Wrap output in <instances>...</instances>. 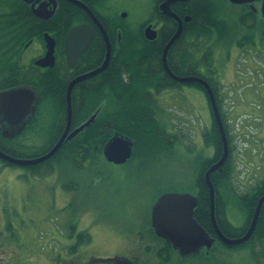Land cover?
I'll list each match as a JSON object with an SVG mask.
<instances>
[{"label":"rangeland","instance_id":"rangeland-1","mask_svg":"<svg viewBox=\"0 0 264 264\" xmlns=\"http://www.w3.org/2000/svg\"><path fill=\"white\" fill-rule=\"evenodd\" d=\"M211 2L214 3L208 13L212 11L217 18L226 19L232 25L230 43L204 41L205 46L214 43L211 52L213 73L210 77L219 86L221 110L232 148L230 177L217 184L220 200L225 203L226 220L234 227H242L246 213L240 196L251 193L264 181V38L260 36L259 26L249 29L252 25L249 16L243 17L240 23L236 22L237 16L242 15L241 10L231 7L225 0ZM217 2L221 5H216ZM151 11L148 2L133 0L132 3L119 2L102 12L108 19L126 24L128 58L144 48L140 41L136 42L139 36H134L133 30L140 21L150 17ZM123 14L126 15L124 18ZM253 21L258 22L254 16ZM239 24L244 26L243 30L238 29ZM193 40L188 39V43ZM199 41L202 42L201 39ZM199 46L193 48L196 57L205 54ZM248 84L252 86L248 87ZM182 89L180 92L158 93L154 104L163 116L176 123L181 122L185 135L184 150L177 147L168 152L166 146L156 144L149 145L145 151L146 146H143L138 149L137 155H132L122 165L108 163L102 158L93 163L84 160L80 164H75L76 160L70 157L61 163L49 162L57 152L47 160L30 165H40V173L36 175H31L27 167L0 159V249L4 250L0 253V263L45 264L44 255L52 256L60 242H67L69 234L84 230L89 231L92 237L91 248L85 249L89 253L106 255L125 251L133 247V243L136 244V239L128 238H133L134 230L145 228V219L149 218L150 208L160 195H195L196 171L215 152L210 141L213 137L212 119L204 93L195 87L183 86ZM46 96L47 93L43 99ZM49 105L40 109L44 111L45 124L40 137L36 140L25 137L35 124L33 122L23 134L5 142L16 154H32L46 143V134L52 128L57 109L53 100ZM0 151L4 150L0 148ZM47 152L26 159L42 157ZM70 224H74V228ZM251 238L243 247L230 250L217 245L208 256L201 254L184 261L176 256L168 261L162 252V242L155 241L153 263L264 264V239ZM68 240L70 242V238Z\"/></svg>","mask_w":264,"mask_h":264},{"label":"flooded vegetation","instance_id":"flooded-vegetation-1","mask_svg":"<svg viewBox=\"0 0 264 264\" xmlns=\"http://www.w3.org/2000/svg\"><path fill=\"white\" fill-rule=\"evenodd\" d=\"M77 1H79L85 8L75 5L72 2L70 3V0H0V92L20 86H26L24 82L20 84L15 83L28 80L38 95L34 114L30 119H26L27 121L23 131L15 137L23 134L26 128L30 126V124L32 125L33 122H35V124L31 127V130L25 137L29 140H36L37 137H40L42 126L45 125L44 116L42 114L44 111H40V109L42 106L45 107L46 105H49L50 102L47 99H43L42 94L57 92L61 88H65L66 92L68 85L76 78L87 75L101 67L106 59L107 53H109V61L106 68L92 77L75 83L72 89V105L74 104L76 106L82 104L83 100H85L83 97L84 93L100 92L99 102H93V105L96 106H94L96 110H94L91 115L101 111L102 117L107 119V113L119 111L121 104L123 106L124 101H120V97L118 99L117 95L112 98L108 97L107 92H110L108 90H111V86H107V82L111 81L113 78H119L120 80V85L114 86L115 89L126 90L131 87L129 83L130 81L132 82L135 72L137 74H142V76L154 74L153 70L137 69V71H133L128 68L129 63L127 61H129V58L124 59V54L126 55V53H123V48L128 49L127 41L123 37L124 31L126 30L128 32L127 27L124 30L126 24L123 25L121 22L110 20L102 14L103 11L115 7L119 2L123 3L124 1H130L132 3L133 0ZM141 1L148 2L151 5L152 11L150 17L140 21L137 26H135V30H133L135 34L134 36H139L137 37L136 42L140 41L145 49L152 51L163 45L160 55L161 60L163 48L177 30V22L173 18L163 14L159 9L160 4L168 0H140V2ZM208 1L209 0H183L170 3V11L179 17L182 22L181 33L168 51V53H171L174 56L173 60L175 62L178 58L180 59V64L185 62V45L187 42L188 29L193 24V18L197 15L195 11H198V13L201 11L205 12V8L208 7ZM227 4L233 8H238L241 12L242 9L245 10L247 8L260 18L261 2L253 3L255 12L252 10L250 4L233 5L228 1ZM82 9L84 11H82ZM120 12L117 15H119ZM239 19L240 16H237V23L240 22ZM148 26H151V29L156 32V37L153 40H147L144 37V30ZM75 28H84L86 31H91V39H89L88 44L79 55L74 57V59L69 60L65 47V40L69 31ZM243 28L244 26L239 24L238 29L243 30ZM101 29L104 31L105 35ZM230 31L232 35L231 28ZM162 32L167 33L165 38L161 37ZM213 37L212 40H216V36ZM106 38L108 42H106ZM78 39L83 40L84 36L81 35ZM78 46L79 44H73V47H71L73 53ZM205 51L206 50L204 49V53ZM202 54L199 55V58ZM167 58H169L168 54ZM199 66L201 71H205L203 65ZM163 72H165V70ZM163 72V79H161V81L158 80L159 82L156 83L152 80V85H149L147 88L145 85L140 87L141 89H144V92L147 94L143 105L148 110V115L145 116L148 138L151 141V145L157 144L158 146H166V151L168 152L173 151V149H176L177 147H180V150H184L185 135L181 122L176 123L174 120L163 116L161 111L157 110L154 103H156V96L158 93L167 91L180 92L185 85L172 80L166 72ZM48 75L51 79H49ZM165 76L167 77V80ZM203 77L206 79V76ZM36 81L39 82L37 83ZM162 81L166 82V84L161 85L160 82ZM172 81L175 82V85L171 89L169 86ZM121 83H126L127 85H121ZM125 100V103H128L129 99L126 98ZM85 105H87V101L85 102ZM75 117L78 118L77 114ZM80 117L81 113L78 118L79 120ZM57 122L58 120L55 118L51 130L46 134V143L43 145V147L45 146L44 150L38 155H42V153L44 154L46 151H49V149L61 137L65 121L64 123L59 122V124L61 123L59 128L57 127ZM104 126V129H106V123ZM77 127L70 128L69 133ZM115 134L123 135L120 131H117L116 128L114 129L112 136ZM0 136H2L1 131ZM15 137H4L5 141L3 143L7 149L10 151L12 150L13 152H15L14 149L8 144H5V142L10 141ZM155 140H157L156 144ZM48 141L55 142L54 144H48ZM150 151L151 150H149V152ZM161 154L164 156L166 155L165 153ZM63 156L70 157V151L67 152V155ZM101 158L104 160L103 150L101 151ZM130 158L126 162H128ZM208 158L211 160L213 159L212 155ZM214 163L215 162L212 164ZM208 168L209 167H207L206 170ZM70 225L74 228V224ZM133 232V238H128V240L133 239L134 241L136 239V244L133 243V247L119 253L114 251L113 253L106 255H95V253H89V251H87L93 244L89 231L84 230L77 231L76 233L74 232L75 234H69L70 237L68 238H70V242L68 238L66 243L60 242L61 245L58 246L54 252L55 254L48 257L44 255L46 260L45 264H155L153 263V259H155L156 248L153 242L157 240L154 238L155 234L150 226V213L149 218L145 219V228H143L142 231L138 228V230H134ZM81 233L83 234L82 239L79 238ZM137 242L139 244H137ZM3 252L4 250L0 249V253ZM0 261H2L1 255ZM256 264H259V262H256Z\"/></svg>","mask_w":264,"mask_h":264},{"label":"trees","instance_id":"trees-1","mask_svg":"<svg viewBox=\"0 0 264 264\" xmlns=\"http://www.w3.org/2000/svg\"><path fill=\"white\" fill-rule=\"evenodd\" d=\"M214 2H209L208 1V7L205 8V12L201 11L198 13V11H195L197 15L193 18L192 20V25L188 29V35H187V42L185 45V62L180 64V59L178 58L177 61L175 62L174 56L171 53H168V66L171 68L173 73L179 75V76H199L204 78L203 76H206V80L212 87L216 103L220 112V116L222 119L224 131L227 137L228 145H229V155L221 169H218L214 173L211 174V181L213 183L214 189H215V218L216 221L219 225V228L221 231L228 237L231 238H237L238 236H242L246 229L247 226L252 218V215L254 213L255 207L257 205V201L259 198L264 195V181L257 187H255L251 193L245 194L244 196H240V203L245 210L246 213V221L242 227H234L232 226L225 218V213H224V206L225 203L220 200L219 196V190L217 182L221 183L222 181L228 180L230 177L229 173V165H230V159H231V154H232V148L230 146V137H229V132L227 130V125L226 122L224 121L223 118V113L221 110V97L219 94V86L216 82L211 81L212 78L210 77L213 73L212 71V58H211V52H212V46L213 44H210L208 46L204 45V41H212L214 38L213 36H216V43L219 41L223 44H228L231 41H229L231 35L230 27L231 25L228 24V21L224 19L217 18L215 14L209 12L207 9H210L212 7V4ZM216 5H221V3H218ZM191 9V8H190ZM198 10V8H197ZM200 10V9H199ZM204 10V9H202ZM240 16L239 21H243V17L249 16V18L252 20V25L250 26L251 28L249 29H255V27L259 26L260 27V36L264 38V18L260 17L257 18L256 15H254L251 10L247 9L244 12V16ZM247 14V15H246ZM253 16L257 19L258 22L253 21ZM242 19V20H241ZM239 22V23H240ZM213 26V27H212ZM215 27V28H214ZM214 32H213V29ZM223 28V29H222ZM126 28H124L125 30ZM218 31V32H217ZM127 31H124L123 37L125 38ZM166 32L161 33V37L165 38L167 35ZM263 35V36H262ZM230 36V37H229ZM228 37V40H227ZM193 38V42L188 43V39ZM202 40L199 41V40ZM124 41V40H123ZM126 43V42H125ZM202 43V44H201ZM198 44L201 47L200 49H205V54L204 56L202 55L200 58L196 57V54L193 51L194 46L196 45L198 47ZM126 46V45H125ZM162 46H159L156 50L152 51L149 49H145V47L142 49L140 48L139 51L136 52V57L131 56L129 58V61H127L129 64L128 68L137 71V69L140 70H153L154 74H149L142 76V74H137L135 72V78L130 82L131 87L126 89V90H116L114 86L120 85V80L119 78H113L111 81L107 82V86H111V90H108L110 92L108 93V97H113L114 95H117L118 99L120 97V101H124V104L121 107H119V111H112L111 113H107L106 117L107 119H104L102 117L101 111L96 114L95 119L87 126L85 127L80 133H78L72 140L64 142L61 150L58 151V153L55 155V157L52 158L50 161H55V162H62L65 161L67 157H64L63 155H67V152L70 151V159H75L76 163L75 164H80V162H83L84 160H89L90 163H93L95 160L98 158H101V151L104 149V146L106 143L110 140L112 137V134L114 132V129L116 128L117 131H120L123 135L127 136L133 141V155H137L138 149L146 146V150L149 149V145H151V141L148 138L147 134V125L145 124V116L148 115V110L145 108L144 101L146 99V93L144 92V89H141L139 87L145 85L146 88L149 85H152V80L155 81L156 83L161 81L163 79V74L162 72L164 71L161 65V60H160V55H161V49ZM195 47L196 50L198 48ZM127 53L128 49L123 48V53ZM133 52V51H131ZM154 55V56H152ZM127 55L124 54V58L126 59ZM135 57V58H134ZM128 58V57H127ZM203 65L205 67V71L200 70V66ZM156 72V73H155ZM164 73V72H163ZM137 75V76H136ZM166 80L167 77L165 76ZM159 80V81H158ZM26 83L29 84L28 81H22L19 83ZM18 82L15 84H19ZM161 85H165L166 82L162 81L160 82ZM126 84V83H125ZM122 84L121 85H125ZM175 85V82L172 81L170 82V86H168L172 89ZM185 86L189 87H195L205 93L204 88L200 86L197 83H188L184 84ZM138 87V88H137ZM135 88V89H134ZM62 89V88H61ZM59 90L57 92H48L47 96L45 99L47 100H53L57 104V113H56V119L58 120L57 122V127L59 128V122L64 123L65 121V112H66V101H65V88L62 90ZM128 91V92H127ZM110 93V94H109ZM63 94V95H62ZM121 94V95H120ZM51 95V96H50ZM62 95V96H61ZM112 95V96H111ZM44 96V93L42 94ZM61 96V98H60ZM83 97L85 100H83L82 104L79 105H72V127H77L79 126L83 121H86L87 118L91 115V113L96 110V106L93 105V102L98 103L99 98H100V92H86L83 94ZM128 98L129 101L128 103H125V99ZM87 101V105H85V102ZM136 101V102H135ZM59 102V103H58ZM62 102V104L60 103ZM111 103V102H109ZM58 105L60 107H58ZM109 105V104H108ZM209 105V104H208ZM63 106V107H62ZM65 106V107H64ZM95 106V107H94ZM61 108V109H60ZM58 110H61L60 112ZM81 112V117L80 120L76 118V114ZM65 113V114H64ZM61 114V115H60ZM103 119H102V118ZM63 119V120H61ZM106 123V129H104V124ZM54 126V125H53ZM212 132H213V137L210 140L215 148V152L213 155V159L211 160L210 158H206L202 164L198 167V170L196 171V178H195V185L197 187V192L196 196L198 198V205L194 209L193 216L195 220L197 221L198 224H200L203 229L210 234V236L215 237L213 227L210 221V210H209V193H208V188L205 184L204 181V173L207 167H209L213 162H216V160L219 159L221 152H222V144H221V139L220 135L217 129V126L212 118ZM5 139H3L2 136H0V146L1 148L5 151L8 152L9 155L17 158H27L30 156H37L39 153H41L44 150L43 148H39L36 151L32 152V154H16V152H13L12 150L9 151L4 145L3 142ZM150 142V143H149ZM48 144H54V142L48 141ZM157 143V140H155V144ZM47 144V145H48ZM142 144V145H141ZM218 150V151H217ZM149 151V150H148ZM11 152V153H10ZM16 155V156H15ZM77 161L79 163H77ZM49 162H45V164H50ZM210 162V163H209ZM1 163V162H0ZM3 163V162H2ZM7 164V163H4ZM11 165V164H7ZM27 167L28 170L30 171L31 175H36L39 174L41 170L40 165L31 167V166H24ZM228 167V168H227ZM1 170V169H0ZM52 170V168H50ZM227 171V172H226ZM220 176V178H219ZM218 178V179H216ZM224 179V180H223ZM214 180V181H213ZM215 182V183H214ZM263 185V186H262ZM263 220V221H262ZM259 222V223H258ZM257 229V230H256ZM241 230V231H240ZM155 236V235H154ZM79 238H83V234L81 233L79 235ZM256 238L258 240L264 239V203L261 206V210L259 212V216L257 219L256 227L254 230V233L252 235V240ZM155 239L159 242H162V249L163 253L166 254L167 260L170 261L172 256H176V253L171 249L170 245L160 239H158L155 236ZM247 243H244L242 245H237V246H227L223 243H219L218 241L215 242L214 246L212 249L206 253V251H202L203 253H200L208 256L212 251H214L215 246L220 245L224 249H236L245 246ZM168 254V255H167ZM178 258V257H177Z\"/></svg>","mask_w":264,"mask_h":264},{"label":"water","instance_id":"water-1","mask_svg":"<svg viewBox=\"0 0 264 264\" xmlns=\"http://www.w3.org/2000/svg\"><path fill=\"white\" fill-rule=\"evenodd\" d=\"M174 1L183 0H168L160 4V11L173 18L177 22V30L165 45L162 51L161 61L162 67L165 72L171 77L172 80L178 83H197L201 85L206 93V97L210 104V109L213 119L217 126L221 144L222 153L220 158L211 165L204 173V181L208 188L209 193V210L210 221L213 227L215 237L210 236L203 227L197 223L193 216L194 209L198 205V198L195 195L188 193H164L160 195L153 203L150 210V225L154 230L155 235L169 243L174 251L177 252L181 260L197 256L202 249H210L213 243L218 240L227 246H237L248 241L255 230L261 206L264 203V195L259 198L255 207L254 213L247 227L245 234L239 238H229L223 234L215 218V189L211 181V174L220 169L228 157V142L223 128L219 110L211 87L208 82L196 76H175L167 63V54L174 43L179 37L182 30V22L173 12L170 11L169 5ZM231 4H250L252 10L254 2H261L260 11L264 15V0H228ZM75 5L85 8L79 1L70 0ZM126 15L123 14L122 17ZM101 28V27H100ZM102 30V29H101ZM104 33V31L102 30ZM83 35L84 39H78ZM105 35V33H104ZM144 37L147 40H153L156 37V32L148 26L144 30ZM91 39V31H86L84 28H75L69 31L65 40V47L68 53L69 60L74 59L88 44ZM106 42L107 38H106ZM73 44H79L76 51L73 53L71 47ZM109 61V53L101 67L72 81L66 91V122L63 133L55 145L42 157L31 159H20L11 157L0 151V159L7 161L11 164L18 166H30L38 164L44 160L49 159L61 148L65 141H69L87 127L96 117V114L91 115L83 124L74 129L70 134L69 130L72 121L71 109V90L75 83L82 81L86 78L92 77L102 70H104ZM36 90L29 86H20L11 90L0 92V131L1 135L6 138H13L20 134L26 124V119L31 118L36 110L38 95ZM133 142L128 137L121 134L113 135L106 143L103 149V157L106 162L114 165L124 164L132 154Z\"/></svg>","mask_w":264,"mask_h":264},{"label":"bare ground","instance_id":"bare-ground-1","mask_svg":"<svg viewBox=\"0 0 264 264\" xmlns=\"http://www.w3.org/2000/svg\"><path fill=\"white\" fill-rule=\"evenodd\" d=\"M71 3V2H70ZM156 6V5H155ZM208 6V5H207ZM78 8V7H77ZM79 9V8H78ZM154 9V8H153ZM208 10V9H207ZM82 11H84L83 9H82ZM86 13V12H85ZM187 15V14H186ZM7 16V15H6ZM14 16V15H13ZM12 16V17H13ZM9 17V16H8ZM5 18V17H4ZM7 19V18H6ZM4 22V21H3ZM3 24V23H2ZM174 24V23H173ZM10 25V24H9ZM57 26V25H56ZM9 27V26H8ZM52 27V26H51ZM58 27V26H57ZM213 27V26H212ZM56 28V27H55ZM215 28V27H214ZM4 29V28H3ZM2 29V30H3ZM62 29V28H61ZM223 29V28H222ZM52 30V29H51ZM54 30V29H53ZM57 30V29H56ZM215 30V29H214ZM50 31V30H49ZM60 31V30H59ZM62 31H64V30H62ZM245 31V30H244ZM61 32V31H60ZM218 32V31H217ZM142 33V32H141ZM52 35V34H51ZM64 35V34H63ZM263 36V35H262ZM54 37V36H53ZM60 37V36H59ZM262 38V37H261ZM260 38V39H261ZM1 39V38H0ZM57 39V38H56ZM60 39V38H59ZM62 39H63V37H62ZM5 40H6V38H5ZM218 40V39H217ZM213 41V40H212ZM219 42V41H218ZM235 42V41H234ZM237 43V42H236ZM202 44V43H201ZM199 45V44H198ZM2 53V52H1ZM194 53H196V52H194ZM169 65V64H168ZM81 67V66H80ZM84 70V69H83ZM127 71V70H126ZM123 73V72H122ZM165 73V72H164ZM49 74V73H48ZM116 74V73H115ZM114 74V75H115ZM128 74H129V71H128ZM113 75V74H112ZM126 75V74H125ZM124 75V76H125ZM175 75V74H174ZM49 76V75H48ZM52 77V76H51ZM130 77V76H129ZM36 78V77H35ZM135 77H133V79H134ZM38 79V78H37ZM48 79V78H47ZM49 79H51L50 78V76H49ZM54 79V78H53ZM128 79V78H127ZM130 79V78H129ZM22 81V80H21ZM28 81V80H27ZM47 81V80H46ZM33 82V81H32ZM37 83L39 82V81H36ZM45 82V81H44ZM48 82V81H47ZM128 82V81H127ZM131 82V81H130ZM13 83V82H12ZM19 83V82H18ZM49 83H51V82H49ZM10 84V83H9ZM20 84V83H19ZM26 84V83H25ZM30 84V83H29ZM130 84V83H129ZM22 85V84H21ZM43 85V84H42ZM125 85H127V84H125ZM8 86V85H7ZM131 86V85H130ZM13 87V86H12ZM125 87V86H124ZM143 87V86H142ZM132 88V87H131ZM138 88V87H137ZM140 88V87H139ZM128 92V91H127ZM63 95V94H62ZM61 95V96H62ZM51 96V95H50ZM61 96H60V98H61ZM59 103V102H58ZM61 104H62V102H60ZM57 107V106H56ZM58 107H60L59 105H58ZM63 107V106H62ZM65 107V106H64ZM57 109H59V108H57ZM56 109V110H57ZM61 109V108H60ZM59 112L61 111V110H58ZM56 113H57V111H56ZM65 114V113H64ZM61 115V114H60ZM102 118V117H101ZM103 119V118H102ZM61 120H63V119H61ZM66 120V119H65ZM61 124V123H60ZM54 128V127H53ZM54 131V130H53ZM57 131V130H56ZM204 132V131H203ZM55 142V141H54ZM1 147V146H0ZM11 149V148H10ZM61 150V149H60ZM6 151V150H5ZM10 151V150H9ZM218 151V150H217ZM6 153H8V152H6ZM11 153V152H10ZM17 153V152H16ZM12 156H14L13 154H12ZM16 156V155H15ZM234 156V155H233ZM49 161V160H48ZM58 162V161H57ZM210 163V162H209ZM225 163V162H224ZM43 164V163H42ZM45 164V163H44ZM50 165V164H49ZM46 166V165H45ZM47 166H48V164H47ZM229 167V166H228ZM227 167V168H228ZM33 168V167H32ZM82 169V168H81ZM82 171V170H81ZM227 172V171H226ZM219 178H220V176H219ZM216 179H218V178H216ZM224 180V179H223ZM214 181V180H213ZM222 182H224V181H222L221 180V183ZM215 183V182H214ZM218 183V182H217ZM263 184V183H262ZM218 186V185H217ZM263 186V185H262ZM229 188V187H228ZM263 221V220H262ZM259 223V222H258ZM257 230V229H256ZM241 231V230H240ZM239 237V236H238Z\"/></svg>","mask_w":264,"mask_h":264},{"label":"crops","instance_id":"crops-1","mask_svg":"<svg viewBox=\"0 0 264 264\" xmlns=\"http://www.w3.org/2000/svg\"><path fill=\"white\" fill-rule=\"evenodd\" d=\"M236 109H237V108H236ZM248 109H251V108L248 107ZM247 112H248V111H247Z\"/></svg>","mask_w":264,"mask_h":264}]
</instances>
